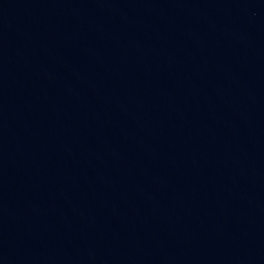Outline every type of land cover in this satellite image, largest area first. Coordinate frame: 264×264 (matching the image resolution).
<instances>
[{"label": "water", "instance_id": "95a60500", "mask_svg": "<svg viewBox=\"0 0 264 264\" xmlns=\"http://www.w3.org/2000/svg\"><path fill=\"white\" fill-rule=\"evenodd\" d=\"M125 0H0V264H43Z\"/></svg>", "mask_w": 264, "mask_h": 264}]
</instances>
